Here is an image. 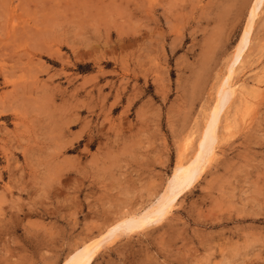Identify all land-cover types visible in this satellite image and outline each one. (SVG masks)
I'll list each match as a JSON object with an SVG mask.
<instances>
[{
	"label": "rangeland",
	"instance_id": "rangeland-1",
	"mask_svg": "<svg viewBox=\"0 0 264 264\" xmlns=\"http://www.w3.org/2000/svg\"><path fill=\"white\" fill-rule=\"evenodd\" d=\"M232 68L215 156L93 264H264V0H0V264H71L158 208Z\"/></svg>",
	"mask_w": 264,
	"mask_h": 264
},
{
	"label": "bare ground",
	"instance_id": "bare-ground-1",
	"mask_svg": "<svg viewBox=\"0 0 264 264\" xmlns=\"http://www.w3.org/2000/svg\"><path fill=\"white\" fill-rule=\"evenodd\" d=\"M257 3L258 1H256V3L252 6L248 16V21L246 24L247 28L245 31L247 37L251 36L252 30H254L253 27L255 24V19L257 17V13H256ZM246 47L247 45H245L244 50H246ZM234 75H235V71L234 68H232L218 93V98L222 97L220 99L221 109L219 110L218 107H215L213 114L211 115L210 119H208L209 121L206 123V130L204 132L203 138L201 139L202 141L200 142L197 151L189 161L190 169L186 170L187 168L185 169L182 163L179 165V169H178L179 177L177 178L175 185L173 186L171 185L172 187L169 189L168 193L166 194L167 197L163 201V203L158 208H156L155 210L149 213H144L139 216L137 215L130 216L128 219L121 222L119 225L117 224L118 226H115V228L111 229L110 232L105 237L90 241L88 244H86V246L84 245L85 246L84 249L82 248V250L80 249L81 251L79 250V253L75 256V261L71 264H93L100 248L103 246L105 242H107L108 238L112 234H114L118 229H121L124 226H128V225L130 227L142 225L143 223L152 219L160 212L172 208L177 198L181 194L189 190L195 184L198 178V171L201 170L202 166L205 163V159H202L205 152L208 153V155L212 156V158L215 156V145L217 143L216 140L218 138V135H214L213 131L218 128V125L221 120V113H223L225 108L230 103L232 97L234 96V91L232 88ZM227 87H229V90H226Z\"/></svg>",
	"mask_w": 264,
	"mask_h": 264
}]
</instances>
